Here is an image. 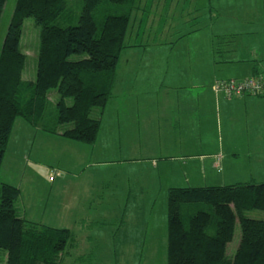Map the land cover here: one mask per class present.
<instances>
[{"label": "crops", "instance_id": "obj_1", "mask_svg": "<svg viewBox=\"0 0 264 264\" xmlns=\"http://www.w3.org/2000/svg\"><path fill=\"white\" fill-rule=\"evenodd\" d=\"M258 2L249 8L218 5L216 8L195 10L189 15L182 12L177 16L168 15L165 28H172L175 36L167 37V42L163 43L138 42L137 36L145 32L140 20L132 38L134 46L126 43L129 34L126 36L125 43L130 47L119 56L111 98L102 114L99 111L92 114L93 118L100 119L97 139L92 146L38 131L23 120L25 124L22 126L16 119L5 153L16 131L24 136L23 147L29 140L32 141L27 150V159L35 141L37 144L41 142L39 147L44 144L48 147L44 158L38 161L56 172L48 190L42 185H35L31 190L48 194L45 195L44 207L49 206L48 210L52 212V207L58 209L64 206L67 220L77 224H85L90 218H113V222L118 224L117 237L122 228L128 230L125 224L134 227L139 209L144 206L140 199L145 185L140 181V174L151 173L153 176L152 172L158 169L154 156L142 158V162L153 161L141 168L138 160L141 143L144 147L151 143L167 144V154L158 159L201 161L211 158L213 163L217 154L223 158L222 140H226L232 147L231 155L237 156L236 152L246 148L255 152L249 154V161L257 159V162L264 164V96L224 98L213 91V85L222 71L232 74L228 75L229 78L245 79L253 76L256 65L257 72L264 73V0ZM222 39L227 42L221 44ZM249 120L259 127L255 139L249 136ZM214 142H217L215 149L202 146ZM58 148H62V153H57ZM124 151H128L126 158L130 159H122L120 153ZM65 153H68V157ZM110 154H116L114 157L117 159H111L114 157ZM134 156L138 157L134 159ZM199 164L195 165L198 167ZM195 165L190 166V172L196 170ZM248 167L251 169V166ZM215 168H218L217 164ZM86 170H91V174L87 176L86 189L80 191V177ZM107 170L114 172V183L94 182L95 176ZM56 178L57 183L53 184ZM249 181L256 182L250 178L233 184L194 186L189 183L190 180H186L188 187L192 188L228 186ZM70 184L73 188H70ZM19 191L21 197L23 190L19 188ZM49 196L57 205H48L51 201ZM19 202L27 210V216H37L29 213V207L23 203L24 198ZM32 202L33 198L29 206ZM34 204L39 205L38 202ZM71 233L68 249H74L77 245V237L73 231ZM113 237L116 238V235ZM98 244H92L93 249Z\"/></svg>", "mask_w": 264, "mask_h": 264}, {"label": "trees", "instance_id": "obj_2", "mask_svg": "<svg viewBox=\"0 0 264 264\" xmlns=\"http://www.w3.org/2000/svg\"><path fill=\"white\" fill-rule=\"evenodd\" d=\"M133 2L16 0L0 50V168L16 119L69 141L96 142L100 119L92 114L105 109L119 56L130 47L125 39ZM26 19L39 30L30 81L22 77ZM253 71L252 77L260 75L256 65ZM19 196V188L0 182L4 264H61L71 231L28 222L17 208ZM166 199V264H264V220L248 216L264 213V183L169 188Z\"/></svg>", "mask_w": 264, "mask_h": 264}, {"label": "rangeland", "instance_id": "obj_3", "mask_svg": "<svg viewBox=\"0 0 264 264\" xmlns=\"http://www.w3.org/2000/svg\"><path fill=\"white\" fill-rule=\"evenodd\" d=\"M15 3L16 0H6L0 17V50ZM255 3H259L258 0H134L132 6L133 12L131 14V21L128 29L129 41H126V43L130 46H134L132 44V38L140 20L143 22L142 28L145 26V32L137 36L138 42H144L146 44H156V42L163 43L167 42V37L175 36V32H172V28L170 30H168V28L166 30L165 28L168 15L172 14L177 16L180 12L189 15L195 10L216 8L218 5L220 7L234 6L236 8H249ZM75 4H77V2ZM76 10L78 11V9ZM161 26L164 29H161ZM132 31L133 34H131ZM38 34L39 30L34 21L32 19H26L23 23L20 43L21 50L27 57V62L22 73V77L26 81L35 78ZM231 72L234 74L233 70H231ZM228 75L232 74L228 73L226 70L222 71L218 81L237 79L235 77L229 78L230 76ZM55 99L56 95L54 93L49 96V100L52 104ZM16 122L23 124L22 126L25 124L21 119H18ZM248 125H250L249 136L255 139L259 127H255V123L252 124L250 120L248 121ZM12 136V141L8 146V150L5 153L6 155L3 158V163L0 168V182L8 183L23 190L22 196H19L20 199H18L16 203L19 213L23 218L37 221L35 223L54 229H68L73 231L76 235V247L74 249L67 248L66 252L61 257V264H166L165 220L167 209L166 198L169 188H186L188 187V182H186V180H190L189 183H191V185L233 184L237 181H247L250 178H254L256 182H264V164L260 161L257 162V159H253L252 161L248 160V157H250L249 154L255 152L245 148L236 152L238 154L237 156H233L230 152L232 147L230 144L226 143V140L221 139L224 147L222 153L223 158L221 154H217V156L213 158V163H211V158H206L201 161L198 159L186 158H175L172 161L166 160L165 158L158 159L157 157H163L167 154V144L151 143L146 144L147 147H144V144L141 143L139 144V157L134 156V159L138 157L142 166L141 168H144L143 166L146 167L147 162L151 163L153 160L142 162L141 159L154 156L156 157L154 161L157 162L158 169L156 172H152L155 179H152L153 176H151V173L148 175L147 173L141 172L140 181L144 183L145 189L143 194L144 198L141 196L140 201H143L141 205L144 206H141L139 209L135 226L133 227L132 224H125V226H128V230L125 228L126 230L124 229V231L122 228L118 232L120 235L117 237L118 224L113 222V218L102 216V218H99L100 220L90 218L85 224H77V222L75 223L67 220L64 215V206H59L58 209L52 207V212H49V206L44 207V205H46L45 195L48 194H46L45 191H42L41 194L36 191L31 192L35 185H42L48 190L50 181H52V178H54L56 174L50 167L43 166L38 161V159L44 158L47 146L44 144L43 147H39L38 145L41 144V142L37 144V141H35V143H33L31 155L29 159H27V150L32 145V141L28 139L29 142L23 147L22 141L24 136H22V134L20 136L16 131ZM28 137L31 136L28 135ZM202 146L215 149L217 142L203 144ZM57 151V153H62V148H58ZM70 152L71 147H69L68 150V153ZM68 153H65V155ZM127 153L128 151L120 153L121 156H123L122 159H130L126 158ZM116 154L118 155L119 153ZM116 154L110 155L114 157ZM66 157H68V155H66ZM111 159L115 160L117 158L114 157ZM46 160L48 161V158ZM198 162H200V164L197 167L195 164H198ZM202 162H204V165ZM193 164L198 169L196 168L195 171L190 172V166ZM216 164L218 168H215ZM69 166L70 165H68V167ZM248 166H251V169H249ZM140 170L143 171V169ZM113 173L114 172H110L109 170H107V172L102 171L99 176L94 177V182L98 181L101 183L105 181L114 183L115 180L113 179L115 175ZM88 174H91V170H86L80 177V191L86 189ZM117 177L118 176H116V178ZM152 180L155 183L153 185ZM56 183L57 178L53 184ZM69 186L73 188L72 184ZM21 198H24L23 203L27 204L29 207V213L36 214L37 216H27V210H25L23 205L19 202ZM31 198H33V202L31 206H29ZM50 200L48 205H57V203H53L52 197ZM54 200H57V198ZM153 201L155 202L154 205H152ZM35 202H38L39 205H35ZM41 203H43V205H40ZM81 209L83 210V207ZM84 209L87 210V208ZM248 216L252 219L264 220V213L252 212L249 213ZM96 221L99 222L93 223ZM114 235H116V238L113 237ZM86 238H88V241ZM96 242H99V246L97 245V248L93 249L92 244ZM234 243L237 244V238L234 240L233 244ZM4 262V256L1 255L0 264H4Z\"/></svg>", "mask_w": 264, "mask_h": 264}, {"label": "built area", "instance_id": "obj_4", "mask_svg": "<svg viewBox=\"0 0 264 264\" xmlns=\"http://www.w3.org/2000/svg\"><path fill=\"white\" fill-rule=\"evenodd\" d=\"M213 91L225 98L264 96V73L245 79L217 81L213 85Z\"/></svg>", "mask_w": 264, "mask_h": 264}]
</instances>
